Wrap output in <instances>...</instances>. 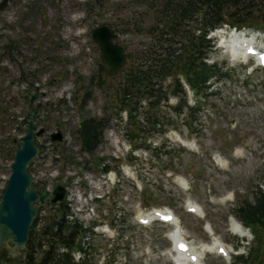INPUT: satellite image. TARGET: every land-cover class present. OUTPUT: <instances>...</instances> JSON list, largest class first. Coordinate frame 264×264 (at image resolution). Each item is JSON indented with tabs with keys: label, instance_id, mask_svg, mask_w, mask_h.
<instances>
[{
	"label": "rangeland",
	"instance_id": "rangeland-1",
	"mask_svg": "<svg viewBox=\"0 0 264 264\" xmlns=\"http://www.w3.org/2000/svg\"><path fill=\"white\" fill-rule=\"evenodd\" d=\"M165 1L5 0L0 8V197L26 130V123L20 122L29 102L24 89L43 91L32 102L38 107L34 121L44 132L36 137L42 146L30 172L39 188L62 183L68 189L67 204L80 210L74 216L81 223L108 227L101 233H84L82 228L88 264H172L168 232L174 226L137 220L152 207L170 208L198 250L213 237L228 248L225 254L207 252L199 264H233L235 253L256 245L251 228L234 212L243 199L253 200L258 188L264 191L263 67L252 59L232 60L219 46L221 35L209 33L215 44L205 59L227 74L212 77L209 94L196 92L190 98L187 93L196 110L178 112L162 101L155 108L156 126H161L156 130L145 119V101L135 120L118 108L114 89L122 81L123 68L140 61L142 50L152 44L160 49L153 27L162 25L157 15ZM101 23L117 32L114 41L123 46L126 61L117 74L103 75L99 86L100 50L91 30ZM255 30L264 42V29ZM179 79L184 84L181 74ZM85 90L91 97L81 105ZM169 94L171 104L179 101V95ZM84 115L109 117L101 143L91 152L81 149L77 140L76 127ZM56 127L63 130L65 141L49 138ZM179 137L195 141V146L183 145ZM133 143L142 145L132 148ZM178 177L186 179L185 188ZM190 200L201 214L187 210ZM34 205L38 226L55 211L47 199ZM232 219L248 231L246 236L231 230ZM11 245H1L0 264H22L23 250L11 253ZM81 252L73 251L78 262L84 260Z\"/></svg>",
	"mask_w": 264,
	"mask_h": 264
},
{
	"label": "trees",
	"instance_id": "trees-1",
	"mask_svg": "<svg viewBox=\"0 0 264 264\" xmlns=\"http://www.w3.org/2000/svg\"><path fill=\"white\" fill-rule=\"evenodd\" d=\"M159 16L162 25L153 28L157 29L160 49L156 48V44L143 49L140 61H131L123 68L122 81L114 89L119 110L124 109L130 119L135 120L138 106L142 100L145 101V119L156 130H161V126H156L159 116L155 108L162 101L166 102L169 92L179 95L174 110L179 112L186 106L179 74L195 93L205 94H209L210 79L214 80L212 77L227 74L217 63L205 60L213 47L207 34L223 24L264 28V0H166ZM168 76L172 77L171 82L163 84ZM134 96L137 99L132 100ZM90 97V91H83L81 105ZM195 108L198 106L190 109ZM108 121V116H82L77 125V140L81 149L91 152L97 148ZM133 145L137 147L142 143ZM102 168L108 170L109 166L103 164ZM53 206L55 211L41 225H37L38 211L33 218L22 248V264H88L87 247L80 233L82 224L77 219L66 218L69 207L65 201ZM234 213L251 228L256 245L246 253L234 255L233 262L264 264V191L258 188L254 199H243ZM74 250L83 251L82 262L74 259Z\"/></svg>",
	"mask_w": 264,
	"mask_h": 264
},
{
	"label": "water",
	"instance_id": "water-1",
	"mask_svg": "<svg viewBox=\"0 0 264 264\" xmlns=\"http://www.w3.org/2000/svg\"><path fill=\"white\" fill-rule=\"evenodd\" d=\"M4 4L5 0L0 3V8ZM116 36L117 33L106 23L99 24L91 30V37L100 50V62L97 67L99 86L102 84L103 75H115L126 61L123 46L114 41ZM25 92L29 95L30 100L21 122H26L27 127L19 137L21 142L14 151L10 174L0 197V247L3 243L11 242L12 245L7 247L11 253H16L25 246L29 227L37 212L33 203L36 200L43 203L46 199L51 202H59L66 194V187L60 182L55 184L51 193L47 188L38 192L31 183L32 177L27 170V164L33 157H37L39 151V146L34 143V134L42 133L44 128L36 129L37 125L33 122L38 107L32 106V101L37 98L39 93L28 90ZM50 136L53 140H60L61 131L58 129Z\"/></svg>",
	"mask_w": 264,
	"mask_h": 264
},
{
	"label": "bare ground",
	"instance_id": "bare-ground-1",
	"mask_svg": "<svg viewBox=\"0 0 264 264\" xmlns=\"http://www.w3.org/2000/svg\"><path fill=\"white\" fill-rule=\"evenodd\" d=\"M212 32H214L215 34L221 35L222 39L220 41V43H221L220 45L222 48L226 49L230 53L232 59H234V60H242L243 59L244 60V58H246V56H247L246 39L247 38L242 37V32L234 31V32H230L227 34V33H225V29H223V27L217 28ZM64 138H65V135L63 133V141H65ZM178 139L180 142H182L186 146H189V147L195 146V141H193V140L191 141V140L181 138V137H179ZM125 172L128 175L132 176L131 170L130 171L125 170ZM185 180L182 177L177 178V181L181 184V187H184V188L186 187L185 186L186 185ZM76 197L77 196L73 197V199H76ZM188 207L190 208V210H193V211L201 214V209H200L199 205L196 204V202H194L193 200L189 201ZM78 211H80V210H78ZM78 211L71 207V210H70L69 214L67 215V218L68 219H74ZM162 213H168L170 215V217L166 221L170 225L174 226V228L168 232L169 237L173 240V243L175 244L178 242L179 244L184 245L182 249L177 250L175 247L173 249H171L173 254L175 252V255L177 257L179 264H185L191 260L201 261L202 259L205 258V254L207 252H215V253H219V254L220 253L224 254V253L228 252V248L226 247V245L223 242H219L214 237L210 242L204 243V247L201 251L198 250L194 243H191L187 240V236L184 234L185 232L183 231L182 226H181L180 218L178 216H176V214L170 209L166 208V209L151 210V211H148L144 214L140 213V215L138 217H140V219H149L150 220V219L161 216ZM85 220L87 221V219H85ZM83 226L87 227V224L84 222ZM205 228L209 232L214 231V229L212 230V227L209 223H206ZM231 230L240 236H246L248 234V231L235 219L231 220ZM83 232L84 233H93L88 228L84 229ZM146 254L147 253H145V255ZM171 260H172V258H171ZM199 263H201V262H199ZM203 264H205V263L203 262Z\"/></svg>",
	"mask_w": 264,
	"mask_h": 264
},
{
	"label": "built area",
	"instance_id": "built-area-1",
	"mask_svg": "<svg viewBox=\"0 0 264 264\" xmlns=\"http://www.w3.org/2000/svg\"><path fill=\"white\" fill-rule=\"evenodd\" d=\"M61 142H63V130H62V141ZM46 187L50 188V185H46Z\"/></svg>",
	"mask_w": 264,
	"mask_h": 264
}]
</instances>
